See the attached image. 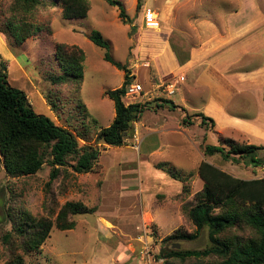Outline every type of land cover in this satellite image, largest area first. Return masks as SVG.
Listing matches in <instances>:
<instances>
[{
  "label": "rangeland",
  "instance_id": "1",
  "mask_svg": "<svg viewBox=\"0 0 264 264\" xmlns=\"http://www.w3.org/2000/svg\"><path fill=\"white\" fill-rule=\"evenodd\" d=\"M53 1L56 3L44 0L24 17L15 16L13 22L25 20L31 29L30 36L18 45L6 30L13 19V0H0V30L7 36L9 48L3 43L13 57L0 50V60L6 65L10 86L26 94L36 114L67 128L82 139L80 144H93L99 129L108 127L114 118L113 103L105 92L119 88L124 80V72L103 59L107 54L125 65L131 83L140 84L144 91L142 97L124 96L123 104H145L147 109L133 123V131L121 147L98 146L99 158L87 174L62 168L49 182L51 168L45 163L33 176L10 178L0 162V264L13 255H20L25 264H163L162 249L199 251L209 247L206 228L189 238L195 228L187 212L199 202L203 188L197 174L199 164L207 162L241 180L260 179L264 178V150L258 154L261 165L253 167L250 163L223 161L217 154L204 156V147L229 150L232 144L264 146V131L252 128L251 136L219 135L207 122L200 125L197 114L201 113L195 112L203 107L200 95L190 97L180 88L167 98L162 85L181 83L176 75L164 73L168 47L171 42L183 51L195 45L196 39L186 42L181 34H188V24L205 19L224 35L249 20V43L263 49L264 0H140L138 8L137 0H116L127 23L118 18L117 7L103 0H85L89 5L87 16L72 20L62 19L60 0L57 4ZM146 9L158 16L159 32L142 28ZM95 31L107 43L106 49L89 40ZM57 45H64L68 53L80 49L84 61L78 68L62 64ZM263 58H245L237 66L252 70ZM240 97L229 104L227 113L264 129V102L259 103L255 96L251 100ZM182 119L192 124L183 127ZM67 202L80 203L92 213L74 216L73 230L53 227L36 252H23L14 236L11 249L3 245L2 236L11 231L20 212L54 221ZM169 236L179 239L167 240ZM248 236V231L238 226L219 238ZM218 261L210 256L203 259V264Z\"/></svg>",
  "mask_w": 264,
  "mask_h": 264
},
{
  "label": "trees",
  "instance_id": "2",
  "mask_svg": "<svg viewBox=\"0 0 264 264\" xmlns=\"http://www.w3.org/2000/svg\"><path fill=\"white\" fill-rule=\"evenodd\" d=\"M103 1L109 6L117 7L118 18L127 23L119 1ZM43 3L44 0H13V19L7 23L6 30L16 44H22L30 36L31 29L25 24V20L13 22L17 19L15 16L24 17ZM53 4H57V0ZM60 4L61 18L65 20L83 19L89 11L85 0H60ZM138 7L140 0H137ZM34 31L36 30H32V33ZM0 38L8 47L4 30H0ZM89 40L101 50L107 48V43L99 32H92ZM170 47L179 65L188 61L189 46L180 51L170 42ZM56 49L62 64H74L78 68L84 61L80 49L73 48L69 53L64 45H57ZM103 59L123 71L124 80L119 88L105 92V96L113 103L114 118L108 127L99 129L93 144H80L81 138L67 128L54 124L46 116L36 114L26 94L8 83L6 65L0 60V161L6 176L30 177L45 163L51 168L49 182L58 177L62 168L71 169L75 174H87L92 171L99 158L98 146L121 147L124 144V140L133 131V123L147 106L139 103L127 106L123 104L122 98L127 87L132 84V76L125 65L114 62L107 54H104ZM165 102L162 101L163 104ZM197 117L200 118V125L205 126L207 122L214 127L213 120L202 114H197ZM191 124L189 120H181L183 127ZM263 150L264 146L254 144H232L229 150L208 145L204 147L203 154L209 157L217 154L223 161L234 164L243 162L246 165L250 163L253 167H258L261 165L258 154ZM197 174L203 188L199 202L187 212L188 219L195 228V234L189 238L196 237L206 228L210 245L199 251L162 249L160 256L164 259L163 264H203V259L210 256L219 260L216 264H264V178L237 179L204 161L199 164ZM89 213L92 210L72 202H67L60 208L54 221L47 218L36 219L26 212H20L18 219L12 223L11 231L2 236V243L11 249L14 236L23 252H36L49 237L53 227L59 231L73 230L75 222L72 218ZM238 226H243L248 231V238H219L228 229ZM174 239L179 237L167 238ZM5 264L25 263L20 255H13Z\"/></svg>",
  "mask_w": 264,
  "mask_h": 264
},
{
  "label": "crops",
  "instance_id": "3",
  "mask_svg": "<svg viewBox=\"0 0 264 264\" xmlns=\"http://www.w3.org/2000/svg\"><path fill=\"white\" fill-rule=\"evenodd\" d=\"M207 21L209 20L200 19L193 22L195 24H188V34L182 32L181 38L185 41L196 39L195 45H188L189 58L183 65L178 64L171 47H168L169 56L166 59L169 60L164 73L176 75L177 81L180 79L177 92L181 88L185 95L191 97L197 93L201 96L203 107L195 112L211 118L214 131L219 135L227 132L231 135L251 136L254 134L252 128L262 133V126L252 127L242 119L227 113V109L229 104L240 96L250 100L255 96L259 103L264 102V58L260 65L252 70L246 67L239 69L237 66L245 58L263 57L264 48L252 46V41L249 43V20L242 21L234 27V31L231 28L225 35L213 22ZM0 50L7 51L8 56L13 58L1 38Z\"/></svg>",
  "mask_w": 264,
  "mask_h": 264
},
{
  "label": "built area",
  "instance_id": "4",
  "mask_svg": "<svg viewBox=\"0 0 264 264\" xmlns=\"http://www.w3.org/2000/svg\"><path fill=\"white\" fill-rule=\"evenodd\" d=\"M142 28L150 31H156L160 28V22L158 16L154 11L146 9L142 13L141 17ZM177 85L172 82H167L162 85L163 93L167 98L174 96L177 92ZM144 94L143 88L140 84L132 83L126 89L125 97L136 98L142 97Z\"/></svg>",
  "mask_w": 264,
  "mask_h": 264
}]
</instances>
